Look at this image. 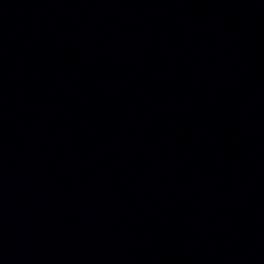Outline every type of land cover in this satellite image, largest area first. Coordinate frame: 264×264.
I'll use <instances>...</instances> for the list:
<instances>
[{
    "label": "water",
    "instance_id": "1",
    "mask_svg": "<svg viewBox=\"0 0 264 264\" xmlns=\"http://www.w3.org/2000/svg\"><path fill=\"white\" fill-rule=\"evenodd\" d=\"M0 264H233L147 0H0Z\"/></svg>",
    "mask_w": 264,
    "mask_h": 264
}]
</instances>
